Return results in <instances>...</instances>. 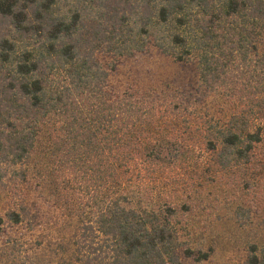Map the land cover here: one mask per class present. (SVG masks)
<instances>
[{
	"label": "trees",
	"instance_id": "trees-1",
	"mask_svg": "<svg viewBox=\"0 0 264 264\" xmlns=\"http://www.w3.org/2000/svg\"><path fill=\"white\" fill-rule=\"evenodd\" d=\"M151 46L194 58L206 95L227 105L222 123L208 112L193 120L206 126L201 148L218 169L263 166L264 0H0V180L52 126L54 154L82 195L80 264H183L210 254L183 245L175 208L157 211L133 192L178 155L179 142L150 126L170 118L189 126V108L113 94L115 64L105 68L97 54ZM25 215L24 205L0 215V233ZM246 262L264 264V243L248 246Z\"/></svg>",
	"mask_w": 264,
	"mask_h": 264
},
{
	"label": "rangeland",
	"instance_id": "rangeland-1",
	"mask_svg": "<svg viewBox=\"0 0 264 264\" xmlns=\"http://www.w3.org/2000/svg\"><path fill=\"white\" fill-rule=\"evenodd\" d=\"M97 56L105 68L115 64L106 87L113 94L128 91L136 98L151 97L161 109L169 102L189 108V126L179 118L150 126L153 132L156 125L163 129L155 132L158 137L168 134L179 142L178 155L159 169L156 179L133 188L142 204L157 211L165 205L175 208L172 222L184 246L209 250L207 259L184 258L183 264H247L248 246L264 243V165L220 171L213 154L201 148L207 128L193 120L208 112L222 123L229 109L222 99L206 95L196 60L178 61L152 46L133 54L100 52ZM53 130L47 126L30 158L7 166L0 180V215L23 205L27 210L19 223L5 220L0 264H80L74 234L81 220L77 211L82 195L54 154ZM259 146L264 148V138Z\"/></svg>",
	"mask_w": 264,
	"mask_h": 264
}]
</instances>
